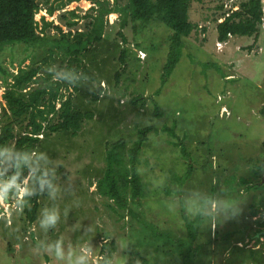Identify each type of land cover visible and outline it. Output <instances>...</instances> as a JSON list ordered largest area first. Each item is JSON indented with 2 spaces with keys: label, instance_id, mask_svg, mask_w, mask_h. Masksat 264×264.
<instances>
[{
  "label": "rangeland",
  "instance_id": "obj_1",
  "mask_svg": "<svg viewBox=\"0 0 264 264\" xmlns=\"http://www.w3.org/2000/svg\"><path fill=\"white\" fill-rule=\"evenodd\" d=\"M61 1L41 2L38 24L44 16L53 23L46 34L58 37L54 25L66 32L74 10L78 21L72 29L84 30L93 2L73 1L50 16L47 8ZM224 3L191 2L189 19L195 28L184 37L180 58L164 84L171 29L158 20L139 31L129 23L123 42L117 36L119 14L106 17L103 40L82 56L98 81L79 78L70 69L62 91L71 94L76 108L92 110L93 118L76 135L45 132L30 155V169L54 177L33 223L19 203L27 179L18 199L8 195V201L0 181V264H180L154 250L155 233L169 229L186 236L188 223L198 227L197 264H264V222L258 223L264 221V24L257 37L231 36L218 44L214 18ZM122 47L129 51L125 65L119 59ZM55 52L44 63L45 48L7 47L0 59L14 73L22 59V66L41 64L32 84L41 87L50 72L65 66ZM99 84L105 89L94 103L92 92ZM3 90L0 81V115L8 119ZM137 96L144 99L136 101ZM155 102L160 115H155ZM25 125L26 120L16 123L15 132ZM145 126L151 130L139 162L141 226L139 219L128 224L129 213L100 195L96 183L106 170L109 144L123 138L129 147ZM10 157V149L1 156L0 176L10 168ZM189 166L190 176L180 185L177 178Z\"/></svg>",
  "mask_w": 264,
  "mask_h": 264
},
{
  "label": "trees",
  "instance_id": "obj_2",
  "mask_svg": "<svg viewBox=\"0 0 264 264\" xmlns=\"http://www.w3.org/2000/svg\"><path fill=\"white\" fill-rule=\"evenodd\" d=\"M43 1L46 0H0V55L7 47L24 46L27 51L45 48L47 54L42 60L47 63L48 57L51 58L56 53V48L61 56V62L65 64L44 78L45 86L32 87L42 69L41 64L22 66L24 62L22 59L18 62L17 71L14 73L3 66L0 59V81L4 86L2 98L9 111L8 119L0 115V170L1 156L8 149L11 151V166L0 176L1 188L5 201H8V195L17 198L27 178L26 191L19 199V203L29 223H33L38 218L39 199L41 196H47L54 184L52 175H46L40 168H29L30 155L34 152L37 142L42 139L41 135L44 136L45 132L59 131H71L76 135L83 122L94 116L92 110L81 111L76 108L71 94H64L62 91L70 69L73 75L79 78L98 81L97 74L84 64L82 56L94 44L103 40L106 17L113 12L119 14L120 28L117 36L123 42L127 41L123 30L129 23H132L135 31L142 30L154 20L162 22L171 29L162 84L166 82L180 58L184 37L195 28L189 19V8L193 0H127L125 4H121L119 0H114V4L109 0H91L92 13L87 16L90 20L85 22L84 30L72 29L77 25L78 16L74 10H71L73 19L65 22L69 29L65 32L60 26L54 25L59 36H49L46 34L47 28L53 26V23L47 22L44 16L41 17L40 25L35 20V14ZM73 1L79 0H62L57 6H49L47 12L52 16L56 10L63 9ZM217 8L220 11L214 19L219 43L227 41L231 36H258L260 26L263 24L262 0H243L237 10L225 16L220 22L218 18L225 15L226 9L222 4ZM128 52L126 47L120 50L119 59L123 65ZM63 67V75L53 79V74L56 72L58 74ZM116 75L118 77V73ZM103 87L99 84L93 90L92 102H98L104 92ZM75 88L77 89L76 86ZM143 99V96H137L135 100ZM160 114L162 110L155 102V115ZM22 120H26L25 130L17 134L15 124ZM150 130V126L140 128L137 139L129 147L123 138L111 142L107 148L106 170L96 183V190L100 195L113 200L118 209L129 213L128 224L139 219L138 223L144 226L140 222L143 216L141 199L144 195V184L139 171V162L143 144ZM182 150L184 152V149ZM190 168L189 166L185 176L177 178L180 185L190 176ZM255 174L259 177L260 170ZM247 181L243 179V182ZM262 222L264 221L258 223L262 224ZM197 231V226L188 223L186 236H179L169 229L156 232L154 250H158L163 255L169 253L171 257H176L180 264H197L199 248L194 246ZM108 246V244L103 245L102 251Z\"/></svg>",
  "mask_w": 264,
  "mask_h": 264
},
{
  "label": "built area",
  "instance_id": "obj_3",
  "mask_svg": "<svg viewBox=\"0 0 264 264\" xmlns=\"http://www.w3.org/2000/svg\"><path fill=\"white\" fill-rule=\"evenodd\" d=\"M235 2V0H225V3L223 4V6L225 7V8H227L226 9V11H225V15H223V16H221V17H219L218 18V22H220V21H222L224 18H225V16H229L233 11H235V10H237V8H238V4H236V3H234ZM224 8V9H225ZM262 10H263V24H264V0H262ZM218 44H220L219 42H218ZM27 179V178H26ZM24 183H25V181H24ZM27 183V182H26ZM24 187V186H23ZM20 190H21V188H20ZM3 193V192H2ZM19 195V194H18ZM21 195H23V194H21ZM22 197V196H21ZM4 198V197H3Z\"/></svg>",
  "mask_w": 264,
  "mask_h": 264
}]
</instances>
